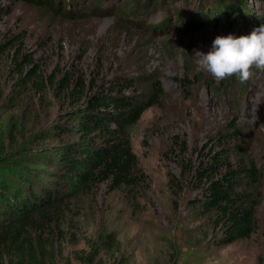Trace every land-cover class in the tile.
<instances>
[{"label": "rangeland", "instance_id": "374dc122", "mask_svg": "<svg viewBox=\"0 0 264 264\" xmlns=\"http://www.w3.org/2000/svg\"><path fill=\"white\" fill-rule=\"evenodd\" d=\"M260 24L264 0H0V112L20 143L72 107L55 89L67 73L88 88L117 77L162 83L163 98L130 130L142 182L113 192L103 184L46 223L39 235L54 264H264V188L255 232L223 246L221 225L182 175L235 118L244 139L233 161L239 149L264 170V72L220 94L196 57L217 36L249 35ZM34 65L37 77L16 96L18 69Z\"/></svg>", "mask_w": 264, "mask_h": 264}, {"label": "trees", "instance_id": "16d2710c", "mask_svg": "<svg viewBox=\"0 0 264 264\" xmlns=\"http://www.w3.org/2000/svg\"><path fill=\"white\" fill-rule=\"evenodd\" d=\"M23 61L33 64L30 56ZM36 70V65L18 69L24 77L18 79L16 96L37 77ZM55 75L49 76L51 82ZM86 82L68 73L56 82V91L68 92L73 99L72 107L49 130H38L22 143L12 118L3 120L0 112V264H54L55 255L45 252L39 235L46 223L103 184L113 192L142 182L130 130L163 98L160 79L117 77L91 82L90 88ZM233 82L238 83L235 76L215 81L213 88L223 94ZM43 83L40 77L34 82L41 87ZM141 85L146 87L143 92ZM237 121L199 149L196 162L185 163L182 174L200 190L197 202L203 211L221 225L223 246L255 232L263 197L264 170L239 149L240 163L232 159L244 139ZM171 183L179 187L177 180Z\"/></svg>", "mask_w": 264, "mask_h": 264}, {"label": "clouds", "instance_id": "9594fccd", "mask_svg": "<svg viewBox=\"0 0 264 264\" xmlns=\"http://www.w3.org/2000/svg\"><path fill=\"white\" fill-rule=\"evenodd\" d=\"M196 57L199 68L215 80L235 76L240 84H245L252 79L253 69L264 72V24L249 35L217 36L211 50L207 54L197 52Z\"/></svg>", "mask_w": 264, "mask_h": 264}]
</instances>
